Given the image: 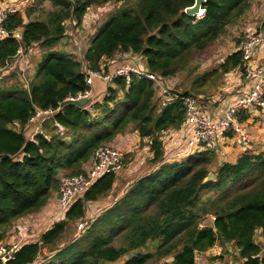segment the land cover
Here are the masks:
<instances>
[{
	"label": "trees",
	"instance_id": "16d2710c",
	"mask_svg": "<svg viewBox=\"0 0 264 264\" xmlns=\"http://www.w3.org/2000/svg\"><path fill=\"white\" fill-rule=\"evenodd\" d=\"M44 1L54 7L45 18L34 16V4L25 13L8 14L5 26L10 34L0 40V68L19 50L37 49L33 56H41L29 80L27 76L24 81L29 71H22L20 57L14 61L17 70L0 78V241L18 218L44 204L60 181L61 170L79 174L81 164L97 148L127 130L150 141V161L158 166L87 219L77 230L82 234L68 236L71 223L86 219V204L106 196L117 179L115 171L101 175L39 240L19 244L0 264H31L41 254L39 264H106L124 256L121 264L168 257L166 264H196V255L217 242L233 245L242 264H264L263 245L257 240V236L264 240V149L245 151L234 163L222 162L210 180L205 177L216 159L215 149L164 161L162 133L180 128L184 106L179 99L162 104L154 82L144 74L162 79L184 69L247 11L251 0H205L200 16L184 11L195 0H139L135 7H119L108 14L86 48H80L81 58L74 50L57 48L67 40L65 23L70 20L80 27L90 7L112 0L35 3ZM118 58L121 66L139 63L143 73L104 80L108 86L101 101L91 93L82 107L62 105L67 98L92 92L88 70L112 72ZM239 67V49L220 66L225 73ZM174 90L180 96L192 94ZM37 109L51 113L41 117L45 129L27 137L26 126ZM48 127L53 132L46 133ZM207 191L216 195L204 198ZM152 242L156 244L151 250H142Z\"/></svg>",
	"mask_w": 264,
	"mask_h": 264
},
{
	"label": "rangeland",
	"instance_id": "374dc122",
	"mask_svg": "<svg viewBox=\"0 0 264 264\" xmlns=\"http://www.w3.org/2000/svg\"><path fill=\"white\" fill-rule=\"evenodd\" d=\"M138 1L139 0H127L126 2H121L119 0H112L102 6H99L101 8L100 10H97V6H92V8L90 7V9H88V11L85 14L86 16L83 17V19L86 20V22L85 21L84 22L87 27L84 25L83 21L80 27L79 26L77 27L75 23L70 20L67 21L65 23L67 39H69L68 41L69 45L72 44L73 46L68 45V48L66 49L70 51L74 50L75 55L78 58H81L82 52L80 48L82 47L86 48V44L89 40L88 37L94 34L96 28H98V26L106 19L108 14L114 12L119 7H124V6L135 7ZM34 5L36 6H33L31 8L34 9L35 12L34 16L38 18H45L46 13L54 8L48 1L40 2L39 5L35 3ZM23 7H29V6L23 5ZM263 21H264V0H251L250 7L247 9V11L236 22L226 26L224 33L213 43H211L203 51V53L192 57L190 62L187 64V66L184 67V69L179 70L170 77L163 78L164 83L166 81L165 86H167V88L172 92L176 93L178 97L174 99H170L168 95L161 94L160 97L162 99V104L170 100L179 99L180 94L174 89H178L180 91H188L189 93L194 94V95L192 94H188V95L197 96V97L200 96L202 98L208 95L209 96L218 95L220 96V98H222L226 93L230 92L228 89H231L233 87L232 83L236 78H238L241 75L242 70L240 68H235L225 73L220 68L221 63L228 54L239 49L236 47H239L240 43L243 42L250 33L253 32L257 33V31L263 30L264 29V25H262ZM63 47L64 46L61 43L57 48H63ZM77 50H79L78 54H76ZM15 58L11 60L10 63L6 64L3 68H0V78L3 76L2 73L10 74L11 72L17 70L16 63H14ZM40 58L41 56L34 58H32L31 56L32 66L30 64V68L29 66L27 67L25 64H23V70L29 71L27 74H24V81L27 80V76H28V80L30 77L32 78V75L36 70V66L39 63L38 61L40 60ZM25 60L26 62L30 61L29 57H27ZM140 63L142 64V62ZM13 79L16 78H12L11 80ZM101 94L102 97L100 96L101 98L100 101L102 100L105 93L101 92ZM90 96L91 93L89 97ZM42 115H45V113H43ZM30 122L32 123L26 130L27 137H30L29 136L30 133H33L35 129L37 128L41 129L46 127V124H42L41 115L39 116L34 115L33 119ZM49 127L46 128L45 131L46 133L53 132V130L52 129L50 130ZM171 130L174 129H169L163 132L162 138L163 139L166 138L171 133ZM125 133L135 134V132L132 130H127ZM125 133H123L122 135H124ZM68 136L69 135H67L66 138H68ZM127 137L130 138V136ZM135 142H138V140L136 141L134 140L133 142L132 140H129V142H127L129 144H127V146H130V143H135ZM135 144L138 147L139 143H135ZM145 144L146 143L143 142L140 143L138 152H136L135 150L134 151L128 150V148L118 149L115 146L114 140L101 146V147L107 146L110 148L120 150L123 154L122 163L120 167L115 170L117 176L116 179L117 185L110 194L108 192L106 196L102 197L100 200L95 202H89L86 204V219L84 221L79 222L78 220L74 223H71L69 225L70 232L68 236H72V234L74 233L78 235L79 233L77 232V230H80L79 229L80 226H82V228L86 226L85 222L87 221V219L94 218L100 211L109 207L113 202L116 193L119 192V190H121L124 185H128L129 183L132 184L138 178L153 170L154 164L150 161V158L147 157L144 151ZM96 150L93 152L92 155L89 156V158L85 162L81 164L80 169L82 170V172L80 173H83L89 169ZM260 150H261V145L259 144L257 147V152H259ZM219 161L220 160L216 158L214 162H212V164L209 166V170H210L209 172L213 174L211 179H214L215 177V171L218 165L221 163ZM63 175L64 176L72 175V173H69V171L67 170L65 171L61 170L59 176L63 177ZM58 192H59V182L57 186L54 189H52L50 195L48 196L44 204H42L35 211L29 212L28 214L18 218V220L15 221L13 227H11L9 230H7L4 233L6 239L3 242V244L8 248H10L13 245V243L21 244L20 242L35 239L37 236L39 237L43 231L51 228L56 221L60 220L64 215V210L59 206ZM215 195H216L215 191H207L203 194L204 198H206L207 196L214 197ZM17 226L24 228V230L27 232V236L21 240L17 239V231L15 232V228ZM80 234H82V232H80ZM155 244L156 242L149 243L145 248H142V250H151ZM229 255L233 257L234 262L237 261V255H231V253H229ZM126 257L127 256H124L115 262H110L106 264H121L126 259ZM170 260H171L170 257L162 260L155 259L149 261L148 264H166L170 262Z\"/></svg>",
	"mask_w": 264,
	"mask_h": 264
},
{
	"label": "built area",
	"instance_id": "2783aa9c",
	"mask_svg": "<svg viewBox=\"0 0 264 264\" xmlns=\"http://www.w3.org/2000/svg\"><path fill=\"white\" fill-rule=\"evenodd\" d=\"M19 11L15 7H2L0 5V40L9 36L10 32L5 26V20L8 14ZM201 8L197 16L202 15ZM13 36L19 38V32L14 31ZM264 43V33L253 32L250 33L243 42L239 45L240 50V65L242 72L240 76L246 79L254 80L250 89L243 92L242 95L235 97L233 101L224 107L220 114L216 115L208 110V103L202 102L203 98L200 96L185 95L179 96L184 106V118L178 130L186 131L187 151L183 156L191 152H197L204 149H215L218 140L223 139L230 133L234 141H238L239 145L245 151H250L251 133L247 124L241 121V114H247L258 108L264 107V72L263 66L259 65L252 67V51L258 44ZM21 54V50L18 51ZM17 53V54H18ZM20 66L23 70V64L29 66L24 56L20 55ZM145 76L154 82L159 95H168L170 99L178 97L176 93L172 92L163 83V78H158L155 74L144 71ZM131 73L141 75L143 73L142 66L136 63H126L123 66L116 67L112 72L101 73L98 71H90L87 73V83L91 86L94 79H101L110 81L116 76L128 77ZM24 78V75H23ZM162 91V92H161ZM161 92V93H159ZM90 91L79 93L74 98H88ZM208 97V96H204ZM50 114L51 110L44 111L37 109L36 116ZM34 117V116H33ZM31 118V120L33 119ZM189 130L187 131V129ZM117 148V147H116ZM123 154L120 150L110 148L107 146L99 147L94 153V158L88 170L79 174L66 175L60 178L58 203L59 206L66 211L73 199L82 194L85 189L101 175L115 171L122 163ZM82 226L79 227L81 229ZM25 231L24 228L17 226L18 232ZM5 237L0 241V260H4L6 256L12 253L19 244L13 243L8 248L3 244Z\"/></svg>",
	"mask_w": 264,
	"mask_h": 264
},
{
	"label": "crops",
	"instance_id": "0c3cea01",
	"mask_svg": "<svg viewBox=\"0 0 264 264\" xmlns=\"http://www.w3.org/2000/svg\"><path fill=\"white\" fill-rule=\"evenodd\" d=\"M32 4H35V0H0V5L2 7H6V8H8L10 6L15 7V8H17V10H19L23 13H25L24 9L26 8V7H23V5L31 6ZM100 9L101 8L99 6H97V10H100ZM23 13H22V15L24 16ZM24 19H25V21L27 20L26 16H24ZM82 21L85 25L86 20L83 19ZM257 32L264 33V29L259 30ZM68 41H69V39L66 40V43H65V45H63L64 46L63 48H68V45H69ZM69 46H73V45L70 44ZM32 48H38V47H32ZM77 48H80V47H77ZM28 51H22L21 50V54L24 56L25 59L27 57H29L30 61H27V63H28L29 68H30V64L32 66L31 56H32V58H34L35 56H33V55H36V53H38V50L32 49L31 51H29V52ZM77 53H78V50H77ZM38 56H40V54H38ZM38 56H36V57H38ZM17 57H20V54H18ZM119 59L120 58L116 59V61H115L116 65H117V66H115V68L118 66H121ZM134 59H136V57H133V60ZM252 63H253L252 67L262 65L264 68V43L258 44L254 47V49L252 51ZM112 66L113 65H111V67ZM263 72H264V69H263ZM254 82H255L254 80H249V79H246L244 76H239L232 83L233 87L231 89H228L230 92L226 93L222 98H220V96H218V95L217 96H213V95L209 96L208 95L207 98L203 97L202 102L208 103V110H210L214 114L218 115L221 113L222 109L227 106L228 103H230L231 101H233L235 99L236 96L242 95L243 92H247ZM165 84H166V81H165ZM107 86H108V84L104 80L94 79L92 84H91L92 92L90 91V93H92L93 96L99 95V98H100V96L102 95L101 92H104L106 90ZM236 90L239 92H237L235 95H233V92H235ZM240 91H242V92L240 93ZM243 115H246V116L243 117ZM241 121L244 122L245 124H247L249 131L251 133V145H250V151L249 152L256 153L257 147L259 144L261 145V150H263L264 149V107L258 108L252 112H248L247 114H241ZM31 123L32 122H29V124L26 126L25 130H27V128L30 126ZM38 129L39 128L35 129L34 132L30 133L29 136L32 137L33 136L32 134H34L36 132V130H38ZM188 130H189V128L187 129V131ZM127 136H130V138ZM129 140H132V142L134 140L135 141L138 140V142H135V143H139L138 147L135 143H130V146H127V144H129V143H127V142H129ZM141 142L146 143L144 145V151H145L147 157L151 158L152 153L150 151V146H149L150 141L146 138H141L137 133H135V134L125 133L124 135L117 136L114 139L115 146L118 149L128 148V150H131V151L135 150L136 152H138ZM163 143H164V148H163L164 161L173 160L176 158L179 159L187 151L186 131H184V130L180 131V130H175V129L171 130V133L166 138L163 139ZM215 150H216V158H218L220 160L219 162H221V163L222 162L234 163L236 161V159L239 156H241V154L244 152L242 147L239 145L238 141H234L232 139L230 133H227V136L224 137L223 139L218 140ZM157 166H158L157 164H154L153 169H155ZM129 184L124 185L122 187V189L116 193V195L113 199V202L122 196V194L129 187ZM116 185H117V182L115 181L112 189L109 191V194L114 190ZM254 235H255V237L257 236L256 233ZM26 236H27V232L21 231V232H18L17 239L21 240V239L25 238ZM39 237L37 236L35 239L39 240ZM35 239H31L30 241H32V240L35 241ZM257 240L259 241V243H261L264 246V240L260 236H257ZM27 241H23V242H27ZM23 242H20V243H23ZM223 251H224V253H223ZM262 252L263 253H261V254L264 255V247H263ZM45 253H47L46 249L43 250V254H45ZM229 253H231V255H237V250L235 249V247L233 245L228 244V243H225L223 245V244L217 242L208 251H205L202 253L200 252L196 255V264H224V263L242 264V259H240L238 257V255H237V261L234 262L233 257H231L229 255ZM42 257H43L42 254L39 255L38 258L31 264H39V262L43 261ZM212 258H214V259H212Z\"/></svg>",
	"mask_w": 264,
	"mask_h": 264
},
{
	"label": "water",
	"instance_id": "95a60500",
	"mask_svg": "<svg viewBox=\"0 0 264 264\" xmlns=\"http://www.w3.org/2000/svg\"><path fill=\"white\" fill-rule=\"evenodd\" d=\"M204 1L205 0H195V3L193 4V6L186 8L184 11L189 15H197L201 10V5ZM88 102H89V98H67L62 102V105L73 103V104H76L77 106L82 107ZM212 176L213 174L209 172L207 176L205 177V180H210Z\"/></svg>",
	"mask_w": 264,
	"mask_h": 264
}]
</instances>
